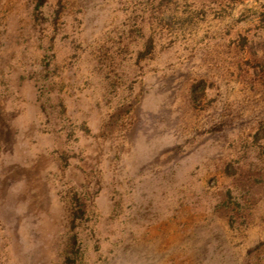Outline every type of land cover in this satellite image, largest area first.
<instances>
[{
    "label": "rangeland",
    "instance_id": "rangeland-1",
    "mask_svg": "<svg viewBox=\"0 0 264 264\" xmlns=\"http://www.w3.org/2000/svg\"><path fill=\"white\" fill-rule=\"evenodd\" d=\"M0 0V264H264V0Z\"/></svg>",
    "mask_w": 264,
    "mask_h": 264
},
{
    "label": "trees",
    "instance_id": "trees-1",
    "mask_svg": "<svg viewBox=\"0 0 264 264\" xmlns=\"http://www.w3.org/2000/svg\"><path fill=\"white\" fill-rule=\"evenodd\" d=\"M43 0L37 5L36 17L39 18L40 15L44 12ZM79 235L77 232H74L69 240L68 252L66 255V263L69 264H81V244L79 242Z\"/></svg>",
    "mask_w": 264,
    "mask_h": 264
}]
</instances>
